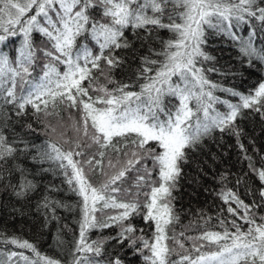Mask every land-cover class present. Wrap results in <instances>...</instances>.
<instances>
[{"label": "snow or ice", "instance_id": "6c2138e0", "mask_svg": "<svg viewBox=\"0 0 264 264\" xmlns=\"http://www.w3.org/2000/svg\"><path fill=\"white\" fill-rule=\"evenodd\" d=\"M244 28L247 35L238 34ZM128 29L143 30L137 39L158 41L159 49L149 48L128 82L116 81L112 72L123 64L116 51L131 47ZM160 30L169 38H160ZM209 30L230 38L249 67L255 68L256 61L264 68V0H0V189L25 201L39 192L35 172L15 165L24 155L41 166V173L52 170L42 167L45 162L54 164L79 198L78 233L67 247L59 231L55 238L62 258L41 252L28 239L0 233V264H125L118 251L105 247L109 241L117 247L127 241L143 264H264V215H257L264 211V157L257 167L239 143L236 124L244 109L264 115V81L244 94L210 80L207 73L219 69L205 67L215 61L204 50ZM217 91L239 101L222 99ZM62 111L68 113L75 139L66 138ZM29 112L33 122L19 124L16 132ZM216 130L238 138L260 186H248L249 173H244L228 187V173H222L218 195L227 213L244 223L219 219L220 230L177 233L172 193L185 150ZM38 132L46 137L39 144L31 138ZM109 151L115 159L109 157L106 170ZM93 173L103 179L94 183ZM129 173L134 180L124 188ZM44 187L36 210L47 223L58 219V209L72 205L53 198L58 188ZM241 187L252 197L250 203L241 198ZM136 216L150 226V235L132 223ZM113 227L115 236L90 239L93 230Z\"/></svg>", "mask_w": 264, "mask_h": 264}, {"label": "trees", "instance_id": "16d2710c", "mask_svg": "<svg viewBox=\"0 0 264 264\" xmlns=\"http://www.w3.org/2000/svg\"><path fill=\"white\" fill-rule=\"evenodd\" d=\"M238 34L247 35V28L237 30ZM137 34L143 36V30L128 29L125 31V36L131 44L128 49H120L116 51V55L120 56L123 64L112 72V77L116 81L128 82V78L133 76L141 66V57L149 56V48L159 49L158 41H145L137 39ZM158 36L167 39L170 33L166 30H160ZM37 43H40V38L36 37ZM260 41H258L259 43ZM204 50L215 57V61L205 62V67H215L219 69L218 72L207 73L208 78L214 82H219L222 86L233 88L244 94H248L250 90H254L259 82L264 81V68L254 61L255 68L249 67L245 59H241L238 47L225 35H213L212 30H209L208 43ZM98 47L93 48V52H97ZM108 53L105 52V55ZM152 59L157 57L152 56ZM101 69L107 73V68L104 61H101ZM63 70V69H61ZM220 73H224L221 75ZM95 76H100V72L94 71ZM100 83H104L103 78ZM111 87V85H109ZM216 95L222 99H227L233 103L239 101L238 97H233L228 93L216 92ZM219 105H217V108ZM222 111L226 110V106L221 105ZM264 111V110H262ZM64 117V122L67 126V137L75 139V133L68 130L71 128V120L68 119L67 112H61ZM72 116L75 119L79 118L78 113L73 112ZM32 116L29 115L23 120L18 121L15 126V131L20 132L19 124L32 123ZM55 124L56 120L53 119ZM236 124L241 129L239 143H243L244 150L248 156H251L259 167L261 158L264 157V115L254 109H244L242 116L238 117ZM33 127H37L33 124ZM62 129L58 128V132ZM35 143H42L46 137L39 134V132L31 137ZM63 147L68 148L69 145L64 144L63 140L58 135L53 137ZM241 150L238 145V138L228 132L221 133L219 130L212 132L210 135L203 138V140L192 149H186V162H181V173L177 182V187L173 190V201L177 214L179 215V222L174 225L175 231L179 233L187 229L186 235L196 236L205 229L214 228L220 230L221 225L219 219H226L231 221L237 219L238 223L243 224L237 217H233L227 213L224 201L220 198L218 193L221 190V182L219 177L222 173H228L229 183L228 187L234 184V178L243 176L244 173H249L247 180L248 186L253 189L259 188V182L256 177L249 172L248 160L245 159V151ZM93 148L89 155L95 153ZM159 151V149H157ZM115 154L109 151L104 158L105 169L109 157L115 158ZM15 165L27 168L30 172L40 178L42 187L30 200H21L10 193H4L0 189V233L7 236H19L35 243L39 250L49 256L62 258L65 253L62 249L55 247V238L58 231L62 234L66 241V247L70 245L75 234L78 233L79 211L77 208L78 197L69 191V186L64 182V177L60 170L56 169L54 164L45 162L43 168H51L52 170L41 173L40 165L35 161L21 155L15 162ZM14 165V166H15ZM151 167V161L148 162ZM94 183H99L103 177L97 173L91 176ZM156 178V173H153V179ZM134 180V174L129 173L128 177L123 183L124 188L131 187ZM15 183V180H13ZM54 186L59 191L52 193L53 198L63 201L65 204L72 205L71 209L60 208L57 210L58 219L45 222V218L37 212L36 203L40 196L45 192L44 186ZM133 191L135 189L133 188ZM241 198L245 199L246 203H250L252 197L244 195V188L240 189ZM233 207L235 205L233 204ZM98 218L103 219L98 213ZM258 216L264 215V211L257 213ZM211 217L207 225L204 224V219ZM259 222V221H258ZM132 223L137 229H144L145 235H150L152 229L144 222L142 217L136 216L132 219ZM230 226V225H229ZM246 228L247 225H244ZM117 229L115 227L104 229L103 231L93 230L89 236L90 239L96 240L102 237L115 236ZM171 234V232H170ZM139 235V232L137 233ZM171 244V242H169ZM190 244L191 242H187ZM106 248L119 252L121 257L125 260V264H143L142 258L139 255H133L132 251L127 248V241L123 247H117L115 241H109L105 245ZM172 259H176L175 256Z\"/></svg>", "mask_w": 264, "mask_h": 264}, {"label": "rangeland", "instance_id": "374dc122", "mask_svg": "<svg viewBox=\"0 0 264 264\" xmlns=\"http://www.w3.org/2000/svg\"><path fill=\"white\" fill-rule=\"evenodd\" d=\"M218 108L222 111V109H221V105H219ZM68 130H69L70 132L74 133V132L71 130V128H68ZM114 157H115V156H114ZM114 159H115V158H114ZM106 170H107V167H106Z\"/></svg>", "mask_w": 264, "mask_h": 264}]
</instances>
